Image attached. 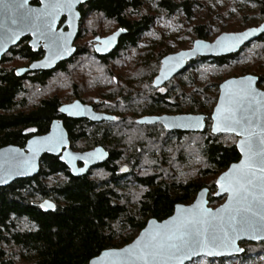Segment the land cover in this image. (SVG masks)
I'll list each match as a JSON object with an SVG mask.
<instances>
[{
	"label": "trees",
	"instance_id": "obj_1",
	"mask_svg": "<svg viewBox=\"0 0 264 264\" xmlns=\"http://www.w3.org/2000/svg\"><path fill=\"white\" fill-rule=\"evenodd\" d=\"M181 11L192 19V6L187 1L90 0L81 9L83 25L86 20L95 19L101 28V31L99 28L95 31L92 27L94 31L89 34L93 37L105 33L103 28L107 24L128 31L118 51L138 48L157 19L170 21ZM87 29L81 32V37L85 36ZM191 31L199 39H208L214 34L209 25L194 26ZM253 45L264 47V34L238 54L192 61L180 74L185 76L184 85H180L176 78L166 86V92L152 86L161 60L171 52L167 46H160L153 54L152 68L144 88L137 91L126 89L117 102L109 105L77 97L109 114H116L123 108L126 113H131L132 109L141 115L187 110L210 118L207 107L216 103L217 90L211 82L203 87L198 84L193 71L199 70L200 65H208L224 72ZM80 50L76 56L83 54L84 49ZM118 51L110 58L116 57ZM38 57L24 42L12 49L0 65V148L9 145L24 148L30 138L47 134L53 121L62 120L72 149L86 151L103 146L109 150L110 157L87 176L75 177L58 157L46 155L36 177L0 188V264H89L103 251L119 249L133 242L150 219L164 221L173 215L178 204H191L204 188L210 190V206H217L219 199L214 196L216 180L240 160L236 142L228 144L223 135L207 134L209 126L202 134H166L175 139L198 137L205 165L201 173L213 176L210 182L169 180L171 176L156 172L138 174V160L142 153H153L167 143V138L153 135L159 127H140L134 120L94 123L63 116L60 108L64 102L48 83L56 78L57 73L68 75L69 65L74 62H63L53 72L32 73L24 78L17 77L11 69L13 61H31ZM260 84L264 87V74L260 77ZM185 85L187 88H183ZM126 151H131L132 156L126 157ZM122 163L130 166L127 174L121 173ZM94 172L99 173L94 176ZM165 172L170 175L167 170ZM126 182L141 188V193L129 196L130 193L125 192ZM41 200H52L56 203V210L44 212L40 207ZM244 244L242 256L210 260L222 264L226 260L238 259L239 264H244L254 256L264 255V242Z\"/></svg>",
	"mask_w": 264,
	"mask_h": 264
},
{
	"label": "snow or ice",
	"instance_id": "obj_2",
	"mask_svg": "<svg viewBox=\"0 0 264 264\" xmlns=\"http://www.w3.org/2000/svg\"><path fill=\"white\" fill-rule=\"evenodd\" d=\"M74 2L54 0L46 4L43 10H38L29 8L28 0H0V6L5 9L4 18L0 20V30L11 41L25 30L39 32L57 47L56 55H61L67 49L53 36L52 28L56 16L62 10L71 13ZM247 35L243 33L222 37L218 45L232 42L228 46L235 47ZM111 39L105 41V44L111 43ZM64 42H67L66 39ZM162 75L166 78L165 73ZM256 79L247 76L240 81H229L225 89H229L230 85L240 87L227 91L221 97L220 106L213 117L216 120L215 131L234 132L243 137L240 148L244 159L239 165H233L217 181L221 191L229 194L228 203L215 213L203 208L200 202L190 209L178 207V214L171 222H166L154 231L146 230L133 246L120 252H105L104 257L111 258L108 264H184L186 259L201 251L211 255L218 247H235V241L242 235L251 234L252 238H257L264 234V124L254 127L257 115H264V93H258L253 87ZM80 107L77 102L60 111L74 115L78 111L71 109L79 110ZM200 119L196 118L197 123ZM61 143L62 135L59 138L49 136L31 141L29 150L33 156L19 162L15 174H27L33 170L35 154L45 145L51 151Z\"/></svg>",
	"mask_w": 264,
	"mask_h": 264
},
{
	"label": "rangeland",
	"instance_id": "obj_3",
	"mask_svg": "<svg viewBox=\"0 0 264 264\" xmlns=\"http://www.w3.org/2000/svg\"><path fill=\"white\" fill-rule=\"evenodd\" d=\"M175 1L179 3L187 1L192 6L191 20L188 19L186 14L182 11L170 21L157 19L151 31L143 36L137 49H123L119 59L115 61L111 60L110 63H108V67L102 68V70H100L101 67L95 68V65L88 61L92 66L85 72V70H81L78 65L85 67L89 64L86 60L80 59L81 62H77L78 64L76 63L77 65L70 69L68 75L63 76L57 73L56 78L48 83L50 89L54 92H58V96L64 104L74 102V100L78 99L77 96L83 97L86 100H91L92 98H99L101 101L105 100L107 102L111 100L109 103H113L112 101L116 98L115 96L119 91L115 87L116 82H118V86L123 84L136 90L141 89L145 80L143 72L151 68L150 64L153 63V54L160 46H167L170 48V54L192 48L194 41L199 39L198 36L191 31L194 26H211L214 30V34L205 40L213 42L223 33L242 32L248 28L260 26L264 22V0H254L252 2L249 0ZM95 22V19L86 20V24L82 25V31L88 28L86 34L76 43L79 47L85 48L88 51L93 50V40L95 38L89 33L94 30L97 31L98 28V31H101V28L98 27ZM92 27H95V29L92 30ZM117 29V27L107 24L103 28L105 33L99 35L105 37L112 34ZM259 53L261 55H259ZM22 63V60L13 61L11 69L23 67ZM198 69L199 70L193 72L195 80L202 87L205 86L206 83L215 82L216 79H222L220 80V82H222L229 77L244 76L246 74L260 76L264 74V47L253 45L251 48H247L241 59L224 72L217 71L214 66L208 65H200ZM91 70L94 71L96 75L95 78H99V82L97 81L98 79L95 78L92 80L89 74ZM108 70H110L109 75ZM177 81L180 85H184L185 76L177 77ZM183 88H187V86L185 85ZM261 88L264 90V87ZM162 89L163 92L167 91L166 86ZM103 93L105 99L102 98ZM213 108V105L208 106L207 111L211 113ZM184 113L195 114V112H187V110H185ZM208 126H211V122L208 123ZM206 133H211V131L209 130ZM140 135L143 136V134ZM153 135H158L162 139H164V137L165 139L167 138V143L163 149L153 151V153L150 151H144L142 153V156H140L138 160L140 165V168L136 171L138 174H147L150 172L162 173L165 174L166 177L171 176L169 180H178L181 182H210L213 179V176H204L201 173L205 165L203 162L202 148L198 144L199 140L197 136L190 139H185L184 137L181 139L177 137L175 139L170 136L167 137L166 134L163 133L162 128L155 129ZM223 136L228 144L237 142L235 136ZM206 137L207 135L204 138ZM131 154V151L126 152L127 157H130ZM125 165L129 167L127 164L122 163L121 168L126 167ZM128 169L130 170V167ZM165 170H167L170 175H167ZM98 173L99 172H94L93 175L95 176ZM121 189L124 188L122 187L120 190ZM141 191V188L134 183L126 182L125 192L130 193L129 196L141 193ZM43 201L41 200L40 204ZM224 202L225 198L219 199L217 206L212 208H217ZM137 236L138 235H136L135 238ZM244 243L247 244L249 242H241V247L245 249ZM239 261L238 259L226 260L223 261L222 264H239ZM190 264L219 263L217 260L211 261L209 258H199ZM244 264H264V255L254 256Z\"/></svg>",
	"mask_w": 264,
	"mask_h": 264
},
{
	"label": "water",
	"instance_id": "obj_4",
	"mask_svg": "<svg viewBox=\"0 0 264 264\" xmlns=\"http://www.w3.org/2000/svg\"><path fill=\"white\" fill-rule=\"evenodd\" d=\"M90 0H75L71 13L67 10H62L58 16L55 18V22L53 24L52 33L53 36L57 39V41L63 45L67 51H63L61 55H56L58 49L55 45L52 44L51 40L45 36H41L39 32H34L32 30H25L21 32V34L14 40H8L6 36L3 34V30H0V65L4 56H6L13 48L17 47L20 42L26 38L30 37L29 46L30 48L36 52L39 48H42L44 51V57L36 62H33L28 68L18 69L16 71V75L21 77L26 72H39V71H52L54 70L60 63L68 61L71 59L77 48L74 46V43L77 39L80 27V21L82 18L81 12L79 8L83 5H86ZM34 2H38L39 5H34ZM54 2V0H28V7L31 9L43 10L45 5ZM5 9L3 6H0V20L4 18ZM65 19L64 24L60 27L61 21ZM123 30V31H121ZM243 33H248V35L239 43H236L235 47L228 46L232 42H225L224 46L218 45V42L222 37L232 36V35H240ZM70 34V35H69ZM128 34L126 29H119L117 32L112 35L97 39V44L95 46V51L100 56H107L113 53L118 46L120 45L121 39ZM264 34V22L257 27L248 28L242 32L238 33H223L219 35L213 42L207 41L205 39H197L194 41L192 48L187 50H182L177 53L169 54L162 59L161 69L159 74L156 76L154 80L155 88H162L169 82H171L174 78L183 73L188 67L189 63L199 58H221L230 56L233 54L239 53L244 47L260 38ZM115 37L114 39H111ZM66 39V43L64 42ZM111 39V43L105 44V41ZM99 49V50H98ZM183 54V55H182ZM172 58V59H169ZM35 65V67H33ZM162 73L166 74L165 76ZM251 76V75H249ZM247 77V76H245ZM255 77V76H252ZM244 77L241 78H233L229 79L220 86V95L218 98L217 106L214 109L212 114V129L211 132L213 135L220 134H232L238 138L236 143V148L240 154V160L237 163L232 164L226 171H224L219 178L226 172H229L232 169L233 165H239L241 161L244 159V155L240 148V140L243 139L242 136L237 135L234 132H223V131H215L216 120L213 118L216 115V109L220 106V99L222 96H225L227 91L235 90L240 85H230L229 89H225V85L228 84L229 81H240ZM257 78V77H256ZM159 81V82H158ZM253 87L256 89L258 93H264L259 87V79L257 78ZM79 102L80 109L72 111H78V114L69 115L68 112H61V114L69 119L76 120H88L94 123L101 122H113L115 116L98 112L94 109L93 106L82 103L81 101H75L70 104H64L61 108H70L71 105ZM60 108V109H61ZM95 117V118H94ZM196 118H201L199 123H197ZM143 121V122H142ZM150 121V122H149ZM140 124H162L163 127L170 131H178L183 133H204L207 128V116L203 114H182V115H164V116H155V117H145L139 120ZM264 124V115H257L254 121V127L256 125ZM187 125V126H182ZM258 130V129H257ZM62 135L63 143L59 144L54 150H48L47 145H45L38 153L35 154V168L28 172L27 174H15L16 165L26 159H30L33 156V152L30 151V142L33 140H37L43 137H54L59 138ZM97 150H100L98 153ZM53 156L58 157L60 162L64 164L71 172V174L75 177H84L87 176L90 171L98 166L105 164L109 160V152L102 146H99L93 150L87 152H79L75 151L71 148V141L69 133L64 125L62 120H55L51 124L50 130L47 134L34 136L30 138L24 148L9 145L3 148H0V188L7 187L18 180L24 179H32L36 177L41 169V161L44 156ZM75 157V158H74ZM126 168L123 169L122 173H126ZM217 191L215 193V198L222 199L225 198V202L217 208H212L209 202L210 190L208 188L202 189L196 196L195 200L189 204H178L175 207L174 213L171 217L167 218L164 221H159L157 219H150L146 224L145 228L138 234V236L131 242L130 244L119 248V249H110L103 251L98 257L92 259L89 264H108L110 257H104L105 252L117 251L120 252L126 248H129L135 244V242L146 232V230H156L159 227L165 225L166 222H171L173 217L177 216V209L184 208L190 209L198 202L201 203L203 208H207L212 210L215 213L218 209L223 208L224 205L228 203V193L222 192L220 186L217 184ZM51 205V207L49 206ZM41 209L44 212H53L56 210V203L52 200H45L40 204ZM154 222V223H153ZM241 242H249V243H259L264 242V234H261L257 238H252V235H242L239 239L235 241V247L224 246L218 247L214 250V254L209 255L206 251H201L198 255H193L190 259H186L184 264H190L194 260L199 258H209V259H222L228 257H239L245 253V249L241 247ZM242 249V251H239Z\"/></svg>",
	"mask_w": 264,
	"mask_h": 264
},
{
	"label": "flooded vegetation",
	"instance_id": "obj_5",
	"mask_svg": "<svg viewBox=\"0 0 264 264\" xmlns=\"http://www.w3.org/2000/svg\"><path fill=\"white\" fill-rule=\"evenodd\" d=\"M89 3V2H88ZM87 3V4H88ZM34 5H39V3L38 2H34L33 3ZM86 4V5H87ZM86 5H83V6H86ZM83 6H81L80 8H79V10H80V12H81V9H82V7ZM81 15H82V12H81ZM64 22H65V19H63L62 21H61V23H60V27L64 24ZM84 22V19H83V15H82V18H81V21H80V27H79V33H78V36H77V39H76V41H75V43H74V46L77 48V51H76V53H75V55L71 58V59H69L68 61H70V60H72L74 63H72V64H70L69 65V70H68V74L70 73V69L72 68V67H74L75 65H77L78 63L77 62H79L80 61V59H83V60H86L87 61V63H88V61H90L92 64H94L95 65V68H98V67H101V69L100 70H102V68H106V67H108V63H110V61L111 60H118L119 59V57H120V55H121V51L122 50H120V51H118L119 50V47H120V45L118 46V48L113 52V53H111L110 55H107V56H100V55H98L97 53H96V51H95V46H96V44H97V39H99V38H105V37H108V36H110V35H112L113 33H115V32H117L119 29H121V28H118L115 32H113L112 34H110V35H108V36H105V37H101L99 34L97 35V36H95V38H94V40H93V50H87V49H85V48H83L84 49V52H83V54L82 55H78V56H76L77 54H78V51H81L80 50V48L81 47H79L76 43H77V41L81 38H83V37H81V32H82V25L84 24L83 23ZM123 29V28H122ZM122 40V39H121ZM24 42H26V44L28 45V47L30 48V46H29V42H30V37H26V38H24L21 42H20V44L17 46V47H19L22 43H24ZM120 44H121V41H120ZM251 44V43H250ZM248 46V45H247ZM246 46V47H247ZM17 47H15V48H17ZM246 47H244V48H246ZM243 48V49H244ZM14 49V48H13ZM135 49V48H134ZM137 49V48H136ZM30 50H31V52L33 53V54H38L39 55V57L37 58V59H35V60H25V61H23V67H20V68H16V69H14V71H15V74H16V71L18 70V69H23V68H28L33 62H36V61H39V60H41L43 57H44V51H43V49L42 48H39V50L38 51H36V52H34L31 48H30ZM118 51V54L116 55V57H114L113 59H111L110 57H111V55H113L114 53H116ZM242 51V50H241ZM240 51V52H241ZM11 52V51H10ZM9 52V53H10ZM8 53V54H9ZM7 54V55H8ZM238 54V53H237ZM5 57V56H4ZM77 57V58H76ZM79 57V58H78ZM108 59L107 61H102L103 59ZM3 61V60H2ZM68 61H65V62H68ZM150 62V61H149ZM77 63V64H76ZM147 63H148V61H147ZM147 63H146V65H147ZM151 63V62H150ZM61 64V63H60ZM59 64V65H60ZM89 65H86L85 67L84 66H80V65H78V67L79 68H81V70H85V72H87L88 70H89V68H91V66H92V64H90V63H88ZM160 64H162V60H161V63ZM58 65V66H59ZM57 66V67H58ZM150 66H151V68H152V64H150ZM57 67L54 69V70H52V71H39V72H26L24 75H22L20 78H24V77H27V76H30L32 73H41V72H53V71H55L56 69H57ZM160 69H161V65H160ZM160 69H159V71H160ZM149 70H150V68H149ZM149 70H146L145 72H143L144 73V77H145V80H144V84L142 85V87H141V89L142 88H144V86H145V81H146V79L148 78V73H150L149 72ZM99 71V70H98ZM93 73V74H92ZM109 73H110V70H108V75H109ZM142 73V74H143ZM90 77L92 78V80H94V78L96 77V75H95V73H94V71L93 70H91L90 71ZM158 74H159V72H158ZM157 74V75H158ZM182 74V73H181ZM156 75V76H157ZM249 75H251V76H255V75H252V74H246V75H244V76H238V77H229V78H227L226 80H224V81H222V82H220V80H222V79H216L215 80V82H211L210 84L212 85H215V88H216V90H217V101H216V103L213 105V111L211 112V116H210V118L207 116V115H205V114H203V115H205V116H207V128H208V123L209 122H211V126H210V131H211V129H212V123H213V121H212V114H213V112H214V109H215V107L217 106V102H218V98H219V95H220V86H221V84H223L224 82H226L227 80H229V79H233V78H241V77H245V76H249ZM263 75V74H262ZM262 75H260V76H255V77H257L258 79H259V87L261 88V87H263L261 84H260V77L262 76ZM17 76V75H16ZM156 76L154 77V79H153V83H154V80H155V78H156ZM180 76V75H179ZM179 76H177V77H179ZM18 77V76H17ZM143 77V78H144ZM176 77V78H177ZM176 78H174V79H176ZM95 79H98L97 81L99 82V78H95ZM173 79V80H174ZM153 83H152V86L154 87V85H153ZM170 83V82H169ZM168 83V84H169ZM168 84H166L165 86H167ZM116 86V88L119 90L118 92H117V94H116V98L112 101L113 103H115V102H117L121 97H122V94L123 93H125L126 92V89H128V90H133V91H135L136 89H134V88H131L130 86H128V85H123V84H121L120 86H118V82H116V84H115ZM123 85V86H122ZM165 86H163L162 88H165ZM155 88V87H154ZM162 88H159V89H162ZM158 89V88H157ZM262 89V88H261ZM140 90V89H139ZM263 90V89H262ZM137 91V90H136ZM98 94H99V92H98ZM102 98H104L105 99V97H104V93H103V95H102ZM81 101L82 102V100H80V99H76V100H74V102L75 101ZM94 103H106V104H112V103H109L111 100H109L108 102L107 101H101L99 98H95L94 100H92ZM90 102H91V100H90ZM73 103V102H72ZM82 103H84V102H82ZM70 104V103H69ZM84 104H87V105H91V106H93V104H89V103H84ZM94 107V106H93ZM94 109H95V107H94ZM96 110V109H95ZM96 111H98V110H96ZM131 113L130 112H128V113H126V111H125V108H123V110H121V109H119V111L116 113V114H110V115H113V116H115V121H113V122H116V121H125V120H129V121H131V120H134V122H135V124H137L138 126H142V127H148V126H157V127H159V128H162V131L165 133V134H170V133H181V134H189V133H183V132H178V131H173V132H170V131H168V130H166L164 127H163V125L162 124H160V123H158V124H140L139 123V120H141V119H143V118H145V117H155V116H164V115H182V114H185L184 113V111L183 112H179V113H168V112H158V113H154V114H145V115H141L140 113H136L135 111H133L132 109H131ZM98 112H103V111H98ZM103 113H106V112H103ZM130 113V114H129ZM107 114H109V113H107ZM188 114H192V113H188ZM195 114H201V113H196L195 112ZM74 120H76V119H74ZM207 128H206V130H205V132L207 131ZM204 132V133H205ZM193 134H195V133H193ZM197 134H202V133H197ZM211 134H212V132H211ZM213 135V134H212ZM220 135H232V134H220ZM232 136H235V135H232ZM236 137V136H235ZM237 138V137H236ZM237 141H238V138H237ZM237 143V142H236ZM97 147H99V146H97ZM97 147H93V148H91V149H89V150H86V151H79V152H87V151H90V150H93V149H95V148H97ZM103 147V146H102ZM105 148V147H104ZM117 148H119L120 149V147H117ZM106 149V148H105ZM74 150V149H73ZM107 150V149H106ZM75 151H78V150H75ZM108 152H109V150H107ZM127 152V151H126ZM109 155H110V152H109ZM126 156V155H125ZM131 156H132V154H131ZM130 156V157H131ZM127 157V156H126ZM126 166V165H125ZM129 166V165H128ZM130 167V166H129ZM129 167H123L122 168V171H123V169L124 168H126V173H122V171H121V173L122 174H127L128 173V171H129ZM96 168V167H95ZM95 168H93V169H95ZM92 169V170H93ZM91 170V171H92ZM90 171V172H91Z\"/></svg>",
	"mask_w": 264,
	"mask_h": 264
}]
</instances>
